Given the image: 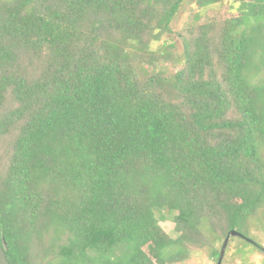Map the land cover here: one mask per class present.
Instances as JSON below:
<instances>
[{"label":"trees","instance_id":"obj_1","mask_svg":"<svg viewBox=\"0 0 264 264\" xmlns=\"http://www.w3.org/2000/svg\"><path fill=\"white\" fill-rule=\"evenodd\" d=\"M185 1L198 9L174 53ZM226 1L0 0L9 264H165L188 245L217 264L232 230L264 252L251 235L264 213V0L202 15ZM168 218L176 237L159 242Z\"/></svg>","mask_w":264,"mask_h":264},{"label":"rangeland","instance_id":"obj_2","mask_svg":"<svg viewBox=\"0 0 264 264\" xmlns=\"http://www.w3.org/2000/svg\"><path fill=\"white\" fill-rule=\"evenodd\" d=\"M246 2H250V0H244ZM239 1H226L224 4L214 5L209 7L202 15H221V16H234L238 14ZM196 4H193L189 1H185L176 16L174 17L171 28L173 30V39L175 41V49H173L174 53H178L182 51V45L180 43L178 33L183 32L184 27L191 21V15L197 12ZM178 37V38H177ZM163 42L153 44V49L158 50L163 46ZM167 65L169 67H173L169 62ZM166 214V213H165ZM160 226L162 227V235L158 237L157 241L165 242L169 238H175L176 234L174 232V223L170 218L161 221ZM259 228L252 227L251 235L252 237L264 248V213L262 215L261 223L259 224ZM224 241V240H223ZM223 241L216 242V249H221ZM156 242V241H155ZM154 242V243H155ZM189 253L185 259L180 261H174L172 263L165 264H216L215 260L210 257L209 248H200L197 246L188 245L187 246ZM145 252L150 253V249L148 246L144 248ZM173 251L169 249L168 252ZM151 260L156 262V258L151 253ZM222 264H264V252H260L252 247V245H248L245 241L238 237H233L229 239L227 247L225 249V254L223 257Z\"/></svg>","mask_w":264,"mask_h":264},{"label":"water","instance_id":"obj_3","mask_svg":"<svg viewBox=\"0 0 264 264\" xmlns=\"http://www.w3.org/2000/svg\"><path fill=\"white\" fill-rule=\"evenodd\" d=\"M232 236H240L241 237L242 235L235 230H232L229 232V234L227 235V237L225 238V240L222 244L217 264H222L223 257L225 254V249L227 247L229 238ZM0 264H9L7 257H6V254H5V251L1 246H0Z\"/></svg>","mask_w":264,"mask_h":264}]
</instances>
